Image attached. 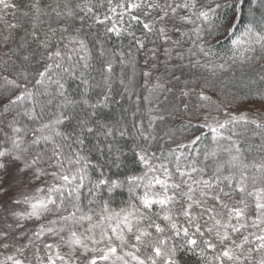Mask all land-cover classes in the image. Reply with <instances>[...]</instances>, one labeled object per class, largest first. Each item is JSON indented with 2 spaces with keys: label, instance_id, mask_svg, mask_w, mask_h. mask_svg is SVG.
Masks as SVG:
<instances>
[{
  "label": "snow or ice",
  "instance_id": "1",
  "mask_svg": "<svg viewBox=\"0 0 264 264\" xmlns=\"http://www.w3.org/2000/svg\"><path fill=\"white\" fill-rule=\"evenodd\" d=\"M0 264H264V0H0Z\"/></svg>",
  "mask_w": 264,
  "mask_h": 264
},
{
  "label": "trees",
  "instance_id": "2",
  "mask_svg": "<svg viewBox=\"0 0 264 264\" xmlns=\"http://www.w3.org/2000/svg\"><path fill=\"white\" fill-rule=\"evenodd\" d=\"M223 43H224V45L226 47L228 42L227 41H224ZM218 50L223 51L224 49H218Z\"/></svg>",
  "mask_w": 264,
  "mask_h": 264
}]
</instances>
